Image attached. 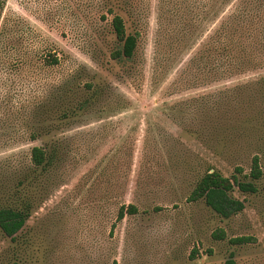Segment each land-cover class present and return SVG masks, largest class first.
I'll use <instances>...</instances> for the list:
<instances>
[{
  "label": "rangeland",
  "instance_id": "1",
  "mask_svg": "<svg viewBox=\"0 0 264 264\" xmlns=\"http://www.w3.org/2000/svg\"><path fill=\"white\" fill-rule=\"evenodd\" d=\"M240 1L5 0L0 207L32 208L12 240L0 231V264H264V32L242 66L209 70L207 54ZM112 15L136 35L129 59L109 56ZM33 146L56 157L33 168ZM208 168L253 184L228 193L239 212L188 201Z\"/></svg>",
  "mask_w": 264,
  "mask_h": 264
},
{
  "label": "trees",
  "instance_id": "2",
  "mask_svg": "<svg viewBox=\"0 0 264 264\" xmlns=\"http://www.w3.org/2000/svg\"><path fill=\"white\" fill-rule=\"evenodd\" d=\"M4 3L5 0H0V14ZM263 9V5L257 3V1L242 0L226 15L217 30L209 37L207 45V54L211 59L209 70L222 69L226 71L242 66L243 63L247 62L244 58L251 56L252 46L256 43L260 44V41L256 38L258 37L257 33L260 32L259 36L262 37V32H264V26L261 24V22H264ZM110 27L115 40L119 43V48L109 54L110 58L114 60L129 59L135 47L136 35L125 34L123 21L118 15H112ZM44 62L48 66H53L57 64V58L55 55L48 54ZM87 104L88 100L84 98L77 101L73 108L63 110L61 115L65 117L67 113L83 109ZM35 136L36 133L30 134L32 139ZM55 157V151L51 150L47 153L43 148L37 146H33L29 151V162L33 168H43L45 165L52 163ZM235 171L239 173L240 169L236 168ZM260 176L261 172L257 158L253 157L247 177L251 180H257ZM234 186L242 193H253L255 191L253 184L250 182H239L234 175L227 178L213 168H208L189 193L188 201L194 202L202 199L214 213L222 218H227L242 209V204L228 195ZM29 208H32L29 197L20 198L18 204L11 203L0 207V231L5 237L10 240L14 238L28 218ZM123 208L122 206L119 207L117 220L122 218ZM125 208L128 214L135 212L132 205ZM211 237L215 240H223L225 234L221 229H216L211 233ZM250 240L248 237H233L228 239V243L239 245ZM193 253L190 257H193ZM11 264L17 263L12 262ZM112 264L116 263L112 262ZM224 264H234V262L229 258Z\"/></svg>",
  "mask_w": 264,
  "mask_h": 264
}]
</instances>
